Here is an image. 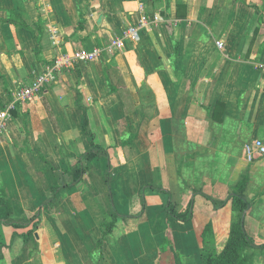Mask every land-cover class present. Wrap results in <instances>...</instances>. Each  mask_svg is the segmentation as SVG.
Returning a JSON list of instances; mask_svg holds the SVG:
<instances>
[{
    "label": "crops",
    "instance_id": "0c3cea01",
    "mask_svg": "<svg viewBox=\"0 0 264 264\" xmlns=\"http://www.w3.org/2000/svg\"><path fill=\"white\" fill-rule=\"evenodd\" d=\"M197 1L169 0L167 11L153 0H0V107L58 55L106 46L148 21L122 48L61 69L12 112L0 135V190L14 219L38 213V249L29 257L20 237L32 224L0 221V264H95L88 256L112 212L108 170L118 216L97 264H202V231L211 223L222 247L240 183L243 228L264 240V157L249 161L244 150L264 140V0ZM91 141L103 151L75 181ZM205 195L225 203L215 210ZM168 202L190 205L191 220L165 216ZM166 235L175 252L158 250ZM251 264H264V247Z\"/></svg>",
    "mask_w": 264,
    "mask_h": 264
},
{
    "label": "trees",
    "instance_id": "16d2710c",
    "mask_svg": "<svg viewBox=\"0 0 264 264\" xmlns=\"http://www.w3.org/2000/svg\"><path fill=\"white\" fill-rule=\"evenodd\" d=\"M153 2H161L165 6L164 10L168 11L170 6L169 0H153ZM186 10V4L177 3L175 6L176 18L184 19L186 17ZM81 21L82 18L77 25L79 28H82ZM12 112H14V110ZM100 151H103L101 147L91 141L88 151L82 156V159L78 160L77 162V171L79 172V175L76 177L75 181H78V179L81 177V173L86 171V168L82 167L83 161H90L93 157H96ZM111 178L112 173L110 170H108L105 174V184L108 188V196L110 199L112 212L109 214V218L105 217L100 223L99 230L101 237H99L95 243V250L88 256L92 258L95 264H97L102 257L101 247L104 237L111 233L115 223V218L118 216L110 190ZM241 185L242 183L239 184V188L234 190V193L231 196L232 217L230 222V230L228 237L222 244V247L218 249L215 245L211 223L206 224L202 231V247L200 254L202 258V264H251L255 249L264 247V240H258L249 237L243 228L242 219L244 217V211L247 209L249 202L245 200L244 196L242 195L243 188ZM52 194L53 196L56 195V190H54ZM205 197L210 200L215 210L222 207L225 203V201L218 202L217 200H212V198L207 195H205ZM50 201L45 203L44 207L46 209L49 208ZM163 213H165L167 217L182 223H187L192 218V208L190 205L186 206L180 211H177L172 203L168 202L163 209ZM0 221L5 225L22 228L32 224V227L25 233L21 234L20 237H22L24 244H27L30 248L29 257H32L37 253L38 247L34 236V231L38 222V213H35L30 217L23 216L20 220L14 219L11 202L7 198L5 192L2 190H0ZM163 241L166 243L168 239L165 238ZM94 254H96L95 258L93 257Z\"/></svg>",
    "mask_w": 264,
    "mask_h": 264
},
{
    "label": "built area",
    "instance_id": "2783aa9c",
    "mask_svg": "<svg viewBox=\"0 0 264 264\" xmlns=\"http://www.w3.org/2000/svg\"><path fill=\"white\" fill-rule=\"evenodd\" d=\"M154 19L157 20V18ZM147 22V17L142 16L137 24L127 27L120 36L111 38L106 46H96L90 50L77 49L71 53L60 54L54 58L52 64L47 65L42 71L35 72L32 81L25 86L16 88L12 93V99L3 107H0V135L6 131L8 121L12 117V111L17 108V105L39 97L43 89L55 80L57 72L70 66L73 62L94 61L98 59L106 49L114 50L122 48L124 40L135 35ZM216 46L222 49L224 48V42L216 41ZM244 150L245 156L249 161H251L255 155L264 157V140L256 138L253 142L246 144Z\"/></svg>",
    "mask_w": 264,
    "mask_h": 264
},
{
    "label": "rangeland",
    "instance_id": "374dc122",
    "mask_svg": "<svg viewBox=\"0 0 264 264\" xmlns=\"http://www.w3.org/2000/svg\"><path fill=\"white\" fill-rule=\"evenodd\" d=\"M205 3H206V0H199V1H197V3H196V6H205ZM157 8L158 7H160L159 6V4H157V6H156ZM162 11H163V9H162ZM174 24H176L175 22H174ZM171 26V25H170ZM240 153V152H239ZM201 161H200V164H201V168H202V171H203V174H205L204 176H207L206 174H208V175H210L211 173H212V167H211V158H203V159H200ZM220 169L223 171V167H222V165L220 166ZM226 174H228L227 173V171L225 170L224 171ZM210 178V177H209ZM140 194L143 196V191H141L140 192ZM164 215L166 216V214L164 213ZM170 234V233H169ZM168 236H169V238H168ZM166 238L168 239V241L165 243V241H162L161 242V246H159L158 247V250H160V253H162V252H164V251H166V249H168V247H169V244L171 245V250L173 251V252H175V247H174V242L172 241V238L170 237V235H166ZM172 241V242H171ZM215 245H216V243H215ZM163 247V248H162ZM219 249V248H218ZM170 252V251H169ZM93 257L95 258L96 257V254H94L93 255ZM178 257H179V255H178ZM175 262V261H174ZM168 264H172V260L168 263Z\"/></svg>",
    "mask_w": 264,
    "mask_h": 264
}]
</instances>
